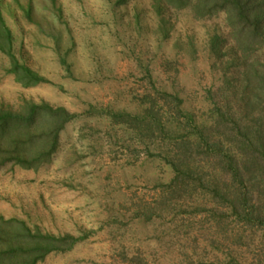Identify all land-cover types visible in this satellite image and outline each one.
Listing matches in <instances>:
<instances>
[{"label": "rangeland", "instance_id": "374dc122", "mask_svg": "<svg viewBox=\"0 0 264 264\" xmlns=\"http://www.w3.org/2000/svg\"><path fill=\"white\" fill-rule=\"evenodd\" d=\"M116 1L0 0L19 63L46 80L22 88L0 51V102L46 101L79 115L49 164L1 171L0 216L80 238L40 264H134L137 255L147 264H264V210L250 220L235 214L231 175L203 165L174 184L171 140H144L109 117L141 113L155 86L182 100L190 126H209L214 103L231 101L208 45L223 19L174 12L164 36L151 0ZM169 112L167 105L159 112L168 137L187 133L186 121L178 127ZM258 200L264 205L263 189L250 205Z\"/></svg>", "mask_w": 264, "mask_h": 264}, {"label": "trees", "instance_id": "16d2710c", "mask_svg": "<svg viewBox=\"0 0 264 264\" xmlns=\"http://www.w3.org/2000/svg\"><path fill=\"white\" fill-rule=\"evenodd\" d=\"M127 1L117 0L116 5L124 6ZM150 9L159 17L164 36L174 12L189 10L195 21H213L221 16L224 31L211 28L208 45L215 59L213 68L224 72L223 90L231 101L214 103L211 124L193 128L189 124L192 114L183 108L182 100L154 86V94L142 96L141 105L145 106L141 113L110 112L111 123L127 125L144 140L153 142L162 135L171 140L166 159L175 172L172 183L188 176L194 167L218 168V173L231 175L238 184L235 214L246 220L254 213L261 215L264 205L260 200L250 203L254 192L260 198L264 190V0H151ZM0 51L9 58L7 73L16 84L29 89L46 82L19 63L1 11ZM62 65L67 67L65 61ZM159 102H163L162 107ZM15 105L0 102V173L7 168L36 171L49 164L59 151L60 135L79 117L63 105L46 101L24 99ZM166 105L172 119L186 121L187 133L168 137L169 129L159 113ZM90 109L83 115L88 116ZM78 240L70 234L55 235L31 228L16 217L0 216V264H40L51 254L72 250ZM131 262L147 264L138 255Z\"/></svg>", "mask_w": 264, "mask_h": 264}]
</instances>
